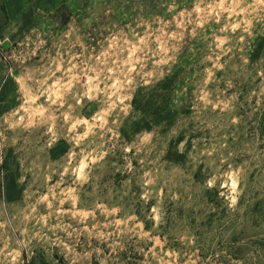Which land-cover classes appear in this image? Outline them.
<instances>
[{
	"label": "rangeland",
	"instance_id": "374dc122",
	"mask_svg": "<svg viewBox=\"0 0 264 264\" xmlns=\"http://www.w3.org/2000/svg\"><path fill=\"white\" fill-rule=\"evenodd\" d=\"M14 9L0 264H264V0Z\"/></svg>",
	"mask_w": 264,
	"mask_h": 264
},
{
	"label": "crops",
	"instance_id": "0c3cea01",
	"mask_svg": "<svg viewBox=\"0 0 264 264\" xmlns=\"http://www.w3.org/2000/svg\"><path fill=\"white\" fill-rule=\"evenodd\" d=\"M5 4H9V5H13L14 7H17L18 9H14L12 12L10 11V13H8V18H7V23L6 26L4 25V28L9 27V25H11L12 23L15 22H26L29 19H33L35 16V9L34 11H29L28 12V7L29 5H37L39 3L42 4H50L53 2V0H4ZM13 8V7H12ZM28 16H30L31 18H28ZM34 16V17H33ZM21 26V25H20ZM21 28V27H19ZM19 29L16 30V32Z\"/></svg>",
	"mask_w": 264,
	"mask_h": 264
}]
</instances>
